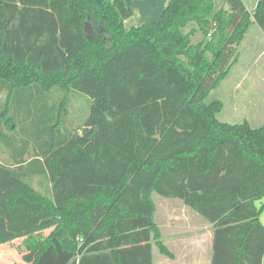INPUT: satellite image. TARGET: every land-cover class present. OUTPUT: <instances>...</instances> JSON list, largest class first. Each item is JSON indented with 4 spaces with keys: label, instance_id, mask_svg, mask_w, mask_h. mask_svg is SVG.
Listing matches in <instances>:
<instances>
[{
    "label": "trees",
    "instance_id": "1",
    "mask_svg": "<svg viewBox=\"0 0 264 264\" xmlns=\"http://www.w3.org/2000/svg\"><path fill=\"white\" fill-rule=\"evenodd\" d=\"M132 1L0 0V136L21 101L91 100L82 128L54 138L49 124L41 155L0 161V245L22 240L25 264H153V246L171 258L156 193L211 225L210 264H262L264 124L220 122L223 104L205 100L249 27L264 35V0H169L125 30Z\"/></svg>",
    "mask_w": 264,
    "mask_h": 264
},
{
    "label": "rangeland",
    "instance_id": "2",
    "mask_svg": "<svg viewBox=\"0 0 264 264\" xmlns=\"http://www.w3.org/2000/svg\"><path fill=\"white\" fill-rule=\"evenodd\" d=\"M243 2L247 10L251 11L257 0H243ZM214 4L216 8L224 6L223 0H214ZM193 26L196 27L195 24H191L189 28ZM201 38V34L197 32L190 37V40L195 43ZM207 38L209 39V36ZM235 51L228 75L209 93L205 102L209 104L219 100L223 104L217 116L220 122L228 124L246 122L252 128H258L264 124V35L256 24L249 27ZM5 95V93L0 95L1 102L5 101ZM60 98V92L53 90L41 99L24 100L19 103L23 108L15 112V124L6 121L4 125L6 134L4 137L0 136L1 162H14L13 154L15 158L34 153L41 155L43 141L46 142L49 137L46 132L49 124L50 126L56 124L53 126L54 138L59 127L64 132L65 129L72 130L84 126L90 110L89 96L72 91L67 108L61 109ZM33 181L31 184H34L36 190L48 194L45 192L48 182L45 176H36ZM152 200L155 204V223L159 231L165 233L169 217L180 215L179 211L183 203L178 199L163 198L156 193L152 194ZM254 204L260 209L264 199L257 200ZM182 209V215L192 222L196 221L193 212ZM259 219L264 227V207ZM45 233L47 234L48 231ZM21 243L22 240H16L1 247L0 264H25L22 260L24 249Z\"/></svg>",
    "mask_w": 264,
    "mask_h": 264
},
{
    "label": "crops",
    "instance_id": "3",
    "mask_svg": "<svg viewBox=\"0 0 264 264\" xmlns=\"http://www.w3.org/2000/svg\"><path fill=\"white\" fill-rule=\"evenodd\" d=\"M168 3L169 0H133L132 16L124 21V29L129 30L145 23L158 21ZM182 208L188 209L184 205ZM181 209L180 215L171 216L173 213L170 215L166 227L167 231L165 233L160 231L161 241L171 254V258L162 255L153 246V264H210L212 253L211 225L194 212L193 214L197 219L196 223L192 222L185 215H182L183 209ZM4 246L0 245V248Z\"/></svg>",
    "mask_w": 264,
    "mask_h": 264
},
{
    "label": "water",
    "instance_id": "4",
    "mask_svg": "<svg viewBox=\"0 0 264 264\" xmlns=\"http://www.w3.org/2000/svg\"><path fill=\"white\" fill-rule=\"evenodd\" d=\"M84 32L86 34V37L89 39L93 35V29L91 25L88 22L84 23Z\"/></svg>",
    "mask_w": 264,
    "mask_h": 264
}]
</instances>
